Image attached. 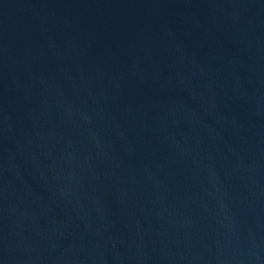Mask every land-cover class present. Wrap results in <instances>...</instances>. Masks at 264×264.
<instances>
[{"label":"water","instance_id":"obj_1","mask_svg":"<svg viewBox=\"0 0 264 264\" xmlns=\"http://www.w3.org/2000/svg\"><path fill=\"white\" fill-rule=\"evenodd\" d=\"M0 264H264V0H0Z\"/></svg>","mask_w":264,"mask_h":264}]
</instances>
